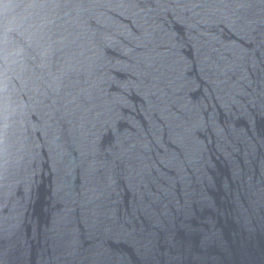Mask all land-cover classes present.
Masks as SVG:
<instances>
[{
  "label": "water",
  "instance_id": "obj_1",
  "mask_svg": "<svg viewBox=\"0 0 264 264\" xmlns=\"http://www.w3.org/2000/svg\"><path fill=\"white\" fill-rule=\"evenodd\" d=\"M0 264H264V0H0Z\"/></svg>",
  "mask_w": 264,
  "mask_h": 264
}]
</instances>
